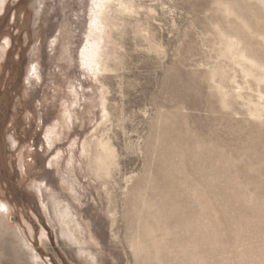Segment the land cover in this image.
Instances as JSON below:
<instances>
[{
  "label": "rangeland",
  "instance_id": "1",
  "mask_svg": "<svg viewBox=\"0 0 264 264\" xmlns=\"http://www.w3.org/2000/svg\"><path fill=\"white\" fill-rule=\"evenodd\" d=\"M0 8V264H264V0Z\"/></svg>",
  "mask_w": 264,
  "mask_h": 264
},
{
  "label": "bare ground",
  "instance_id": "2",
  "mask_svg": "<svg viewBox=\"0 0 264 264\" xmlns=\"http://www.w3.org/2000/svg\"><path fill=\"white\" fill-rule=\"evenodd\" d=\"M101 1H102V0H101ZM99 2H100V1H99ZM1 3H2V1H1ZM0 10H1V8H0ZM5 43H6V42H5ZM92 43H93V44L89 43V44H91L90 46H86V47H85V50L82 51V54H83V58H84V56H85L86 58L88 57V58H89V62L93 64V63H95V60H93V57H94L93 54H94V50H95V49H94L93 47L96 45V44H95L96 42L94 41V42H92ZM88 58H87V59H88ZM87 59H86V61H87ZM84 60H85V59H84ZM0 212H1V213H2V212H3V213H6V212H7L6 207H4V206L1 205V204H0ZM1 213H0V214H1ZM3 213H2V216H3ZM70 225H71V224H70ZM31 255H32V254H31Z\"/></svg>",
  "mask_w": 264,
  "mask_h": 264
}]
</instances>
